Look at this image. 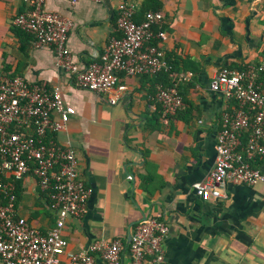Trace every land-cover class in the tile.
I'll list each match as a JSON object with an SVG mask.
<instances>
[{
  "label": "crops",
  "instance_id": "crops-1",
  "mask_svg": "<svg viewBox=\"0 0 264 264\" xmlns=\"http://www.w3.org/2000/svg\"><path fill=\"white\" fill-rule=\"evenodd\" d=\"M124 1L136 5L138 19L153 3L164 13L154 29L167 37L153 41L169 69L120 73L127 89L111 104L106 94L82 88L58 66L53 47L15 33L14 19L27 10L26 0H0V74L9 66L30 82L59 86L76 108L68 129L53 132L51 140H71L79 176L92 193L85 214L67 219L59 264L99 239L128 244L134 226L158 214L169 226L163 250L171 264H264V183H229L226 198L208 200L194 188L214 169L217 136L229 127L225 114L237 106L213 91L211 81L223 67L245 69L264 57V0H46V7L72 20L68 47L85 66L100 61L111 38L121 34L117 19ZM169 80L184 105L165 115L150 95ZM257 82L264 90V74ZM19 181L17 214L47 233L57 209L33 174ZM97 264L105 262L98 257ZM121 264H133L129 247Z\"/></svg>",
  "mask_w": 264,
  "mask_h": 264
},
{
  "label": "built area",
  "instance_id": "built-area-1",
  "mask_svg": "<svg viewBox=\"0 0 264 264\" xmlns=\"http://www.w3.org/2000/svg\"><path fill=\"white\" fill-rule=\"evenodd\" d=\"M68 1L75 5L80 0ZM26 2L27 10L15 17L14 25L32 34L38 46L53 47L58 66L73 74L82 88L106 94L111 104L118 103L127 89L119 81L120 73L153 75L169 69L163 49L152 43L154 38L167 37L165 31L154 29L164 21L161 10L147 11L136 20V5L121 2L117 19L121 36L111 38L100 61L81 66L67 43L72 20L49 10L46 0ZM261 74L264 57L245 69L223 67L211 81L213 91L236 101L237 106L225 114L229 127L217 136L214 169L205 182L194 184L204 200L226 198L229 183H264V162L255 164L264 158V90L257 82ZM150 98L162 103L165 115L175 114L184 105L176 84L159 86ZM75 113L76 108L65 102L59 86L49 88L21 75H0V172L8 178H0V192L6 198L0 197V264H59L67 243V219L86 212L92 189L79 176V159L71 140H46L49 133L67 130ZM54 114H58L57 119ZM29 173L58 212L55 225L47 233L17 214L15 181ZM168 232L164 218L153 215L134 226L128 244L120 239H99L84 252H70L67 264H97L98 257L105 264H121L126 247L133 264H171L163 250Z\"/></svg>",
  "mask_w": 264,
  "mask_h": 264
},
{
  "label": "trees",
  "instance_id": "trees-1",
  "mask_svg": "<svg viewBox=\"0 0 264 264\" xmlns=\"http://www.w3.org/2000/svg\"><path fill=\"white\" fill-rule=\"evenodd\" d=\"M146 9V11L144 12V13H146L147 11H150V10H157L156 9V7H155V4L153 3V6H148V7H146L145 8ZM145 15V14H144ZM144 16L142 15V17L140 18V19H138L137 17H135V19L136 20H141L142 18H143ZM14 31H15V33H17V34H19V35H25V36H31L32 38H34V36L32 35V34H30V33H28V32H26V31H23V30H21L20 28H18V27H16L15 25H14ZM119 36H121V34H119L118 36H116V37H119ZM34 40H35V38H34ZM155 41H153L152 40V43L153 44H155V45H157L156 43H154ZM170 71V70H169ZM162 72V71H161ZM159 73V72H158ZM3 74H7L8 76H15L16 74H12L11 72H10V67L8 66L7 68H5L4 69V71H3ZM0 75H2V74H0ZM146 75H149V74H146ZM170 86H173V84L171 83V80H169L168 82H167V84H166V86L165 87H170ZM237 104V103H236ZM51 134L52 133H49L48 134V137H47V141L48 140H50L52 137H51ZM246 136L244 137V140H246L247 139V134H245ZM245 142V141H244ZM264 160V158H259L258 160H257V162H255V164H258V163H262V162H264L263 161ZM0 178L2 179L3 178V175H2V173L0 172ZM19 180H16L15 181V184L16 185H18L19 184ZM15 194H16V197H17V199H18V189H16L15 190ZM0 197L1 198H3V200L4 201H6V198L4 197V194L3 193H1L0 192ZM15 204H17V200H16V203Z\"/></svg>",
  "mask_w": 264,
  "mask_h": 264
}]
</instances>
